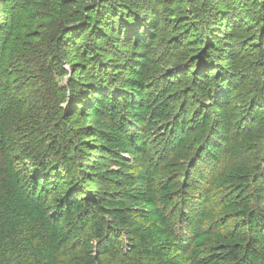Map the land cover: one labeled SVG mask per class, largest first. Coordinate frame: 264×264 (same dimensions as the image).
I'll list each match as a JSON object with an SVG mask.
<instances>
[{
	"label": "trees",
	"instance_id": "obj_1",
	"mask_svg": "<svg viewBox=\"0 0 264 264\" xmlns=\"http://www.w3.org/2000/svg\"><path fill=\"white\" fill-rule=\"evenodd\" d=\"M151 21L126 32L113 77H92L76 129L27 74L63 65L56 37L32 35L39 48L15 39L0 69V264H264V106L239 94L255 61L230 46L234 80L169 75L153 50L160 17ZM21 62L27 76L13 69Z\"/></svg>",
	"mask_w": 264,
	"mask_h": 264
},
{
	"label": "rangeland",
	"instance_id": "obj_2",
	"mask_svg": "<svg viewBox=\"0 0 264 264\" xmlns=\"http://www.w3.org/2000/svg\"><path fill=\"white\" fill-rule=\"evenodd\" d=\"M64 8L71 13V18L60 16L63 12L67 17ZM99 9L101 13L97 14ZM28 10L31 17L27 22L24 17ZM84 14L90 16L83 18ZM107 16L114 25L103 22ZM158 16L161 26L157 25L163 33L157 34L153 50L159 66H165L169 75L177 67L176 71L189 72L190 79L197 70H202V73L208 71L210 77L219 78L220 84L228 79L234 80L225 54L231 46L232 50L236 49L235 58H244V63L247 58L250 63L255 61L254 70H240L247 81L239 87L240 95L246 91L242 95L243 105L251 102L264 106V0H50L48 5L31 0L29 6L27 0H0V23L5 27L0 29V69L11 68L8 60L17 51L15 39L24 38L39 48L43 41L36 42L32 35L40 33L48 39L55 36L54 45L57 42L55 46L63 48V65L60 68L53 66L47 73L39 67L36 73L30 71L27 74L36 83L33 93L48 92V98L55 102L54 115L59 100L64 124L70 128H82L85 123L73 121L71 117L79 101L92 92V77L101 79L106 74L113 77V68L122 67L116 65L128 47L125 41L130 35L127 33L138 32L143 22L152 24L151 20ZM24 21L25 35L20 27ZM64 24H69L64 31L69 32L65 34L60 31ZM151 27L144 25L143 29L149 31ZM233 29H236L234 36ZM178 44H182L180 50L170 51ZM76 45L78 48L74 49ZM173 55H176L175 59L171 58ZM22 59L26 60L24 56ZM168 59L174 60L169 62ZM48 60L51 61V56ZM20 65L22 68L15 64L13 69L19 70L18 76H27L22 70L27 66L26 62ZM193 65H196L195 71H192ZM112 82L106 83L105 87L112 85L116 89Z\"/></svg>",
	"mask_w": 264,
	"mask_h": 264
}]
</instances>
